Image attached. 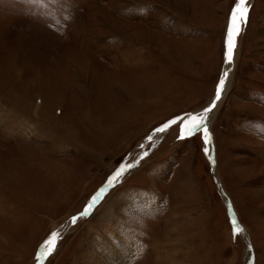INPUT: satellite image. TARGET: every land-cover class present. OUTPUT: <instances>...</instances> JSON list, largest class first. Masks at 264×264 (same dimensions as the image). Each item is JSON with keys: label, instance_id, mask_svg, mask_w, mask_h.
Listing matches in <instances>:
<instances>
[{"label": "rangeland", "instance_id": "374dc122", "mask_svg": "<svg viewBox=\"0 0 264 264\" xmlns=\"http://www.w3.org/2000/svg\"><path fill=\"white\" fill-rule=\"evenodd\" d=\"M236 3L0 0V264H36L53 232L41 264H264V0L228 68ZM223 70L209 144L178 138L189 117L144 143Z\"/></svg>", "mask_w": 264, "mask_h": 264}, {"label": "snow or ice", "instance_id": "6c2138e0", "mask_svg": "<svg viewBox=\"0 0 264 264\" xmlns=\"http://www.w3.org/2000/svg\"><path fill=\"white\" fill-rule=\"evenodd\" d=\"M247 0H238V3H236L235 7L233 8L231 12V18L230 22L227 26V35H226V53H225V60L226 63L231 65L234 58V52L237 47V37L241 33V27L243 24L247 23L248 19V7ZM229 73L226 70L217 85L216 91H215V97L214 100L210 103L208 107H206L202 113L193 114L190 115L187 122L183 124V126L180 128V134L179 139H185L195 136L198 133H203V140L205 145L209 144L211 142V136L208 129V120H209V114L212 113V111L216 108L217 102L220 101L222 93L226 89V82L228 80ZM176 120H171L168 123L164 124L162 127H158L155 129V132L157 134H163L166 133L168 130H170L171 126L176 125ZM148 139L151 141L153 138L152 136H149ZM204 151L206 154L208 153V148L205 147ZM148 153L144 152L140 155L139 158L136 160V164H121L118 169L115 171V173L108 179L106 187L104 189H101V191L93 197L91 203L87 205L84 212L81 213L82 216H87L90 212H92L93 206L99 201L103 196L104 192L108 188H112L114 185L118 184L120 180L125 176L126 173L129 172L130 169L136 167L137 164L140 163V161L147 156ZM78 217H72L71 221L73 224L77 222ZM233 224V232L234 235L236 233L244 231L238 224L235 219L232 221ZM57 233L53 232L51 234L50 239H48L45 244L42 246V249L40 251V254L38 256V259H44L55 247V241H56Z\"/></svg>", "mask_w": 264, "mask_h": 264}, {"label": "bare ground", "instance_id": "6f19581e", "mask_svg": "<svg viewBox=\"0 0 264 264\" xmlns=\"http://www.w3.org/2000/svg\"><path fill=\"white\" fill-rule=\"evenodd\" d=\"M225 44H226V40H225ZM227 65V64H226ZM231 65H233V64H231ZM228 66V68H231L230 67V65L228 64L227 65ZM228 70V69H227ZM224 73V72H223ZM230 79V78H229ZM227 88H228V81L226 82V89H225V91L222 93V95H221V99H220V101H218L217 102V106H219L220 105V103L222 102V100H223V98L225 97V95H226V92H227ZM212 102V101H211ZM210 102V103H211ZM210 103L207 105V107L210 105ZM217 106H216V108H217ZM202 110V109H201ZM201 110H198V111H196V113H188V114H186V116L185 117H183V118H181L180 120H178V122H180L181 120H183V119H185V118H187V117H189L190 115H193V114H198V113H202L203 112V110L201 111ZM215 110V109H214ZM213 112V111H212ZM212 115V113H210L209 114V117ZM177 122V123H178ZM209 126V125H208ZM172 127V126H171ZM159 134H157L156 132H154L153 134H151L150 136H152V138L154 139V137H156V136H158ZM211 135V134H210ZM152 139V140H153ZM151 140V141H152ZM148 141H150L149 139H148V137H147V139L144 141V143L145 142H148ZM143 143V144H144ZM142 144V145H143ZM124 164V163H123ZM231 210V209H230ZM231 212H233L232 210H231ZM235 217V216H234ZM237 223H238V220H237ZM71 224H72V221H71ZM240 227L243 229V227L240 225ZM69 229H67L66 231H68ZM65 231V232H66ZM240 234L243 236V238H244V236H245V238H246V240H248V241H250V239H249V236H248V234L245 232V230L244 231H242V232H240ZM113 251H114V249H113ZM118 252V251H117ZM123 256V255H122ZM124 257V256H123ZM122 258V257H121ZM253 262V260H251V262H250V264H253L252 263ZM116 264H119V263H116Z\"/></svg>", "mask_w": 264, "mask_h": 264}, {"label": "water", "instance_id": "95a60500", "mask_svg": "<svg viewBox=\"0 0 264 264\" xmlns=\"http://www.w3.org/2000/svg\"><path fill=\"white\" fill-rule=\"evenodd\" d=\"M226 35H227V31H226ZM226 38V37H225ZM226 40V39H225ZM225 49H226V44H225ZM225 52H226V50H225ZM227 64V63H226ZM223 72H224V70H223ZM223 74V73H222ZM186 115H182L181 117H178V118H175V119H173V120H176L177 122H178V120H180L181 118H183V117H185ZM163 125H161L160 127H162ZM212 140V139H211ZM125 162V161H124ZM214 167V166H213ZM106 184H107V182L99 189V191L94 195V197L101 191V189H104L105 187H106ZM91 203V202H90ZM84 212V210L81 212V213H83ZM81 213L80 214H78V215H76V216H74V217H78V218H80V217H82V215H81ZM41 262L42 261H40L39 262V264H41ZM249 263V262H248Z\"/></svg>", "mask_w": 264, "mask_h": 264}]
</instances>
